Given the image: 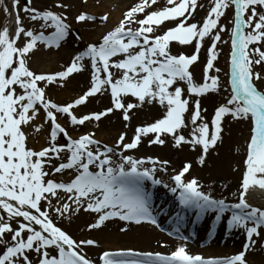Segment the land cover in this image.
I'll return each mask as SVG.
<instances>
[{"label":"snow or ice","instance_id":"1","mask_svg":"<svg viewBox=\"0 0 264 264\" xmlns=\"http://www.w3.org/2000/svg\"><path fill=\"white\" fill-rule=\"evenodd\" d=\"M157 2L138 0L117 25L54 73L35 72L29 61L41 46L57 48L70 35V5L54 0L50 7L38 9L31 6L32 0L23 4L10 0V6L3 7L6 14H14V27L0 28V264H248L246 253L264 247L259 231L264 228V210L252 207L245 198L252 186L264 189V88L257 87L264 81V0H165L153 7ZM229 9L230 19L221 23ZM198 10L205 13L199 20ZM107 18L105 13L98 19L106 23ZM25 20L33 26L26 27ZM74 20L85 24L96 22L97 16L81 11ZM222 34L229 35L230 45L225 81L214 63L218 44L225 43ZM205 41L202 79L196 83L190 66L199 62ZM173 42L193 51L173 54ZM81 71L89 75V85L81 94L67 103H57L48 95L50 87H63ZM222 84L226 94L206 119L200 98L220 96ZM105 93L107 106L80 113L90 97ZM146 104L158 105L162 114L150 123L137 124L131 137L124 130L111 143L96 137L101 120L115 116L122 129H128L133 110ZM226 119L250 125L234 203L203 191L191 174V161L169 174L168 160L127 154L146 139L149 145L188 146L197 152L195 163L203 164L221 138ZM45 125L44 143L29 147L28 130L38 133ZM89 126L91 130L79 131ZM157 172L167 174V182ZM145 182L163 184L174 195L177 210L171 219L177 224L185 209L197 215L213 212L217 219L227 215V227L243 231L241 250L222 259L203 258L190 254L186 243H178L167 253L102 251L93 260L86 248L98 247V242L77 239L61 226L83 212L92 217L84 226L89 232L113 220L121 222L120 232L132 225L158 227ZM168 234L187 240L175 230ZM157 245L167 246L163 240Z\"/></svg>","mask_w":264,"mask_h":264},{"label":"rangeland","instance_id":"2","mask_svg":"<svg viewBox=\"0 0 264 264\" xmlns=\"http://www.w3.org/2000/svg\"><path fill=\"white\" fill-rule=\"evenodd\" d=\"M107 1L110 2L112 5L110 7V10L113 11L115 7L121 6L122 9L119 15V19L113 26L117 25L119 21L123 18V13L127 11L130 7L135 5L138 0H86V3L84 0H64L65 3H68L70 5L68 12V20L67 23L70 25L69 32L70 35L64 39L59 46L63 47L62 55H58L57 57H51L52 53L55 52L56 48H49L44 49L43 46H41L38 50L34 51L31 59L29 61V67L38 73L44 72V73H54L61 71L64 66H66L72 59V57L80 50H83L84 47L87 45V43L91 42H97L99 37L97 38H89L87 36H83L81 32L82 24H78L75 22L74 17L75 15L79 14L81 11H84L86 13H89V10L91 9H97L100 4ZM24 0H20V3L23 4ZM201 3H204L205 0H200ZM54 0H32V7L38 8V9H45L53 5ZM165 3V0H158L157 4L153 7H160ZM4 6H10V0H0V28H3L5 26H8L10 29L14 27L13 21L11 19V16L3 12ZM205 8H207V4L205 3ZM53 11L56 12H62L65 11L64 9H56L53 8ZM152 10V9H149ZM204 10H198L196 14V19L199 20L202 15H204ZM20 15L23 17L24 14L20 13ZM231 15V9L228 10V13L222 17L221 23H225L230 19ZM99 17L97 16L96 22H90L95 24V29L101 25H103V22H100ZM26 27H32L30 22L27 20L24 21ZM112 26V27H113ZM171 26L169 24H165V27ZM134 27V25H133ZM79 35L80 39H76V35ZM222 40L225 41V43L218 44V47L220 51L217 53V60L214 62L216 67L221 69V72L219 73L220 78L222 81L226 80L225 73L227 71L226 68V61L228 58V53L230 51V45L227 43L229 40L228 34H222ZM70 41V42H69ZM58 46V47H59ZM57 47V49H58ZM206 48H207V41H205L204 45H202L200 52H199V62L195 63L194 65L190 66V71L193 75V80L196 83H199L202 79V64L206 60ZM172 52L173 54H179L180 52H183L185 54H191L193 51V48L187 45H178L173 42L172 44ZM84 63V62H82ZM215 74V73H213ZM65 85L70 87V94L67 97H62V99H58V91L59 89L63 88L59 85H54L49 88L48 95L55 99L57 103H67L71 101L73 98H75L78 94H81L83 90L87 88L89 85V75L86 71H81L78 73H74L70 76V78L67 79ZM258 88H264V81H261L258 85ZM226 93L223 90V84L221 85V95L217 96L216 94H207L200 98L201 107L207 109L203 115L206 119H208L214 107L217 105V103L221 100L222 96ZM109 104V96L105 94H98L94 97H90L88 101L83 105L80 106L79 111L80 113H86L90 111H96L98 109H101ZM161 111L159 109V106H152V105H144L141 108H137L133 110L132 118L130 122V127L128 129H122V122L115 116H109L107 120H101L99 127L95 130L96 137L98 136L104 137L106 139H110V141L106 143H111L113 138L116 136V134L124 130L128 133V137H131L133 134L134 128L137 124H144V123H150L154 121L155 119L159 118L161 115ZM40 121H37L39 123ZM249 122L245 120H224L223 121V127H222V133L221 138L217 141V144L214 148V150L210 151L209 154H207L205 160H208V163H210L212 160L213 162L217 159L215 157H224V155H227L229 159L224 164H226V167L230 172L237 176L239 178L242 175L243 166H241L240 161L242 158L246 155V144L250 136V132H248ZM46 128L45 125L39 132L43 134V136H40V133H34L36 135V138H34L35 144L40 143L41 145L44 143V137L46 135ZM85 130H91V126H89L87 129L81 128L79 129L80 132ZM189 129H186L184 131V134L186 135ZM29 132V130H28ZM43 132V133H42ZM76 133H73L75 135ZM30 134L28 135V146L34 147L36 145H32V141H30ZM40 138V140H37V138ZM34 144V143H33ZM239 145H242L241 147ZM136 149L129 150L127 152L128 155L143 157V155H153L151 153V149L146 150L143 148H150L151 145L147 143V140H143ZM142 146V147H141ZM156 147H171L170 143H166L165 145H152ZM40 147V146H39ZM38 147V148H39ZM35 148V147H34ZM176 152V156L179 158L177 164H175L174 168H179L180 162L183 161H191L195 162V157L197 155V152L189 150L188 146H185L181 149H174ZM153 157V156H152ZM156 158L163 160L161 156H156ZM213 158L212 160H210ZM204 160V161H205ZM220 161L217 162L218 163ZM170 165V163H169ZM171 167V165H170ZM170 168V169H174ZM206 168L209 170V167L206 165ZM219 169V166H217ZM194 169H201V165L195 164ZM172 173L173 170H169L168 173ZM162 175L167 176V174L157 172L156 175ZM231 174V175H232ZM65 180L68 179L67 176L63 177ZM55 179L59 180L61 179L60 176H56ZM246 198V197H245ZM246 201L249 205L252 207H256L258 209L264 208V199H254L250 200L246 198ZM210 214V213H209ZM64 224V223H63ZM61 225L62 227L64 225ZM264 236V235H263ZM240 243V241H239ZM238 243V246H239ZM257 263L264 264V247H260L258 245L257 247ZM237 251V250H235Z\"/></svg>","mask_w":264,"mask_h":264},{"label":"bare ground","instance_id":"3","mask_svg":"<svg viewBox=\"0 0 264 264\" xmlns=\"http://www.w3.org/2000/svg\"><path fill=\"white\" fill-rule=\"evenodd\" d=\"M111 5L112 4L110 2L108 3L107 1H105L100 4L97 9L89 10L90 14H94L98 17L107 13L108 18L106 23L97 27L96 29L94 23L88 22L82 24L81 32L84 37L90 36L89 38H97L102 34V32H104L106 29H110L113 24L118 21L120 12H122V5L115 7L113 11L110 10ZM12 16L14 17V14ZM63 49V47L59 46L58 49L56 48L55 52L52 53L51 57L62 55ZM68 89H70V87H68L67 85H64L63 88L59 89L57 94L58 99L67 97L70 94V90ZM249 127L248 132H250ZM39 133L42 137L43 134H41V132ZM29 134L31 136L30 141H32V145H36L34 146L35 148L41 146V141H39L40 143L38 144H35V142L33 141L38 133L35 135L31 132V130H29ZM41 137L37 138V140H40ZM98 138L102 139L104 142L110 141V139L108 140L101 136H98ZM239 146L241 147L242 145ZM143 149H151V153H153V155L145 154L143 155V157L161 156L163 160L169 161L171 165V167L170 165H168L169 170L177 169L174 167L175 164H177L179 158L176 156V152L172 149V147L169 148L167 146H163L159 148L151 145L150 148L146 147ZM135 158L137 157L135 156ZM139 158L141 157H138L137 159ZM215 158H217L220 162L216 163L217 159L213 162V158L210 159L212 160L210 163H208V160H205L203 164H199L201 165V169L197 170L194 169V165L196 163L192 162L193 167L191 169V174L197 177L203 191H210L211 195L216 199H224L227 203H234L237 199V192L239 190V182L241 176L237 178V176L233 175L230 170H228L226 164H224L229 159L227 155H224V157L217 156ZM243 160L244 158H242L240 164L244 167ZM183 163L184 162L181 161L179 167H181ZM206 165L209 167V170L206 168ZM217 166H219V169L217 168ZM169 174H171V172ZM157 176L165 182H167L168 180V175L165 177L157 174ZM145 186L150 190V192H153L154 205L156 203L160 204V206L158 207L152 206L153 210L155 209L154 212L158 227L155 225L147 224H144L142 226L132 225L127 231L120 232L118 229V225L121 222H119L118 220H113L111 222H106V227H102L97 231L89 232L85 230L84 226L86 225V223L91 222L92 217L91 215L81 212L80 214L73 216L70 222L65 221L63 224V228L77 239L91 238L98 242V247L86 248L87 256L93 260H95L97 255L102 251L119 252L122 250L132 249L134 251H160L163 253H167L178 243H186V250L190 254H199L203 258L213 257L222 259L230 257L234 253L241 250L245 239L243 231L229 229L227 227V215H225L223 219L216 220L214 213L209 212L212 213L211 217L214 219L209 220V215L206 216V212L201 215L199 219L200 221L195 223L196 226L194 232H191V229L188 228V225H186L183 230L179 226L175 230L174 226H177V223H175L174 220L171 219L173 217V214L167 213L164 216L166 211H171L165 209H173V211L177 209V202L174 198V195L168 192L164 188L163 184L152 186L148 185V183L145 182ZM246 197L250 200L264 199V189H260L258 186H252L249 188ZM159 207L162 208L159 209ZM163 227H166V229L164 230ZM173 230L178 232L180 235L187 237V240H177L174 236L169 235L168 233L172 232ZM207 230L212 232V236L207 241H205L206 243L203 246H200L199 243L204 240ZM259 231L261 232L260 239H264V228L259 229ZM158 240L165 241L167 246L164 248L158 247ZM257 247L258 246H256L254 251H249L246 253L248 264H259L256 260Z\"/></svg>","mask_w":264,"mask_h":264}]
</instances>
